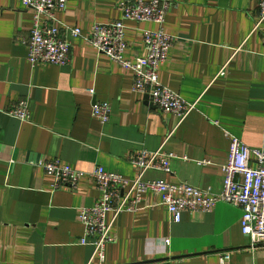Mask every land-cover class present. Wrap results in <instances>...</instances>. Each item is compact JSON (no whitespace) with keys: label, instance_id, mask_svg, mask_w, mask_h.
I'll use <instances>...</instances> for the list:
<instances>
[{"label":"crops","instance_id":"0c3cea01","mask_svg":"<svg viewBox=\"0 0 264 264\" xmlns=\"http://www.w3.org/2000/svg\"><path fill=\"white\" fill-rule=\"evenodd\" d=\"M124 1L135 0H69L56 14L71 43L69 62L32 66L22 43L31 11L19 0H0V264H100L91 260V244H79L78 210L100 195L89 174L96 166L133 178L129 155L163 146L175 156L171 171L149 170L146 179L218 192L231 136L264 151V24L254 30L261 0H175L164 23L174 42L159 81L197 104L168 139L176 118L133 92L132 71L66 29L88 34L94 23L119 19ZM125 26L124 57L145 56L141 30L157 25ZM19 100L27 101V121L7 113ZM94 101L110 103L105 124L92 117ZM44 160L85 175L75 189L55 187L39 164ZM241 215V208L218 202L211 212H185L173 222L160 197L147 192L136 212L114 221L102 264H264V245L248 247Z\"/></svg>","mask_w":264,"mask_h":264},{"label":"built area","instance_id":"2783aa9c","mask_svg":"<svg viewBox=\"0 0 264 264\" xmlns=\"http://www.w3.org/2000/svg\"><path fill=\"white\" fill-rule=\"evenodd\" d=\"M30 10L32 26L22 43L27 46V60L35 64L62 66L69 62L71 43L60 28L56 14L64 11L69 0H19ZM175 0H135L121 2V17L106 23H94L83 35L78 27H67L74 38L82 37L99 54L133 72L132 90L147 95L149 102L162 113L171 114L176 123L168 133V139L184 119L196 108L197 102L184 100L177 92L159 81L158 71L167 60L174 37L165 31L164 23L168 11ZM125 21H149L157 25L154 30H141V38L147 53L135 60L124 57L127 41ZM264 24V0L258 3L257 19L254 30ZM63 25V24H61ZM264 44V35L262 38ZM220 73H222L220 71ZM7 113L20 121L29 119L26 100L11 104ZM111 113L110 103L94 101L91 105L92 117L100 123L108 122ZM175 156L166 152L163 146L156 151L140 149L132 152L128 160L134 166L133 178L106 171L101 166L94 167L89 173L93 178L99 197L92 206L81 207L78 218L83 225V235L79 244H91V260L97 258L102 264L106 244L112 241L111 228L123 212H136L142 196L155 193L166 206L170 220L179 222L185 212H211L218 202H224L242 209L240 217L241 233L248 238L249 248L264 245V151L250 149L238 138L231 136L225 164L220 166L224 174L222 188L218 192L202 190L187 183H168L162 180L145 178L149 170L169 173L170 160ZM183 160H187L182 157ZM200 163H208L203 161ZM43 170L54 179L55 187L75 189L85 175L81 170L62 164L58 160L40 161ZM111 219H106V214ZM230 254L219 255L221 263Z\"/></svg>","mask_w":264,"mask_h":264},{"label":"water","instance_id":"95a60500","mask_svg":"<svg viewBox=\"0 0 264 264\" xmlns=\"http://www.w3.org/2000/svg\"><path fill=\"white\" fill-rule=\"evenodd\" d=\"M149 97L147 95L144 96L145 102L148 101Z\"/></svg>","mask_w":264,"mask_h":264}]
</instances>
